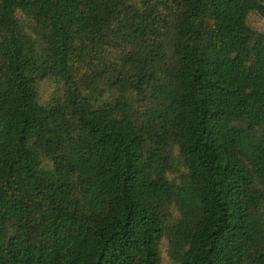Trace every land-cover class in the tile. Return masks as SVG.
Here are the masks:
<instances>
[{"label": "trees", "instance_id": "1", "mask_svg": "<svg viewBox=\"0 0 264 264\" xmlns=\"http://www.w3.org/2000/svg\"><path fill=\"white\" fill-rule=\"evenodd\" d=\"M162 254L264 264V0H0V264Z\"/></svg>", "mask_w": 264, "mask_h": 264}, {"label": "rangeland", "instance_id": "2", "mask_svg": "<svg viewBox=\"0 0 264 264\" xmlns=\"http://www.w3.org/2000/svg\"><path fill=\"white\" fill-rule=\"evenodd\" d=\"M252 24H253V26L256 28V29H258V30H262V23H261V20H259L257 17H255V16H253L252 17ZM41 88H40V95H41V97H42V100H45L47 97H48V95H49V86H48V84L46 83V82H44V83H42L41 85ZM161 264H170L169 262H168V260L166 259V257L164 256V254H162V257H161Z\"/></svg>", "mask_w": 264, "mask_h": 264}]
</instances>
